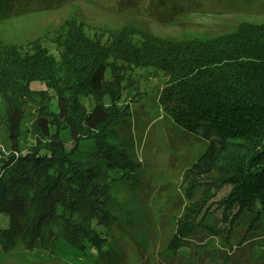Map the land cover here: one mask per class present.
<instances>
[{
  "label": "rangeland",
  "instance_id": "obj_1",
  "mask_svg": "<svg viewBox=\"0 0 264 264\" xmlns=\"http://www.w3.org/2000/svg\"><path fill=\"white\" fill-rule=\"evenodd\" d=\"M159 1L71 0L62 8L30 14L25 13L45 7L46 2H24L19 8L24 15L0 19V162L15 158L16 171L33 172L34 163H22L25 160L18 156L31 152L40 141L48 143L51 136L45 129L59 135L67 126L54 114L57 103L51 93L38 91L43 87H32L35 91L31 92L23 80H17L25 85L23 92L17 90L13 80L19 72L10 75L4 70L8 63L6 54L15 48L51 38L73 18L82 19L91 28L118 33L137 27L176 41L215 38L232 33L242 22L264 24V0H164L172 7L161 16L170 22L164 24L153 19L159 16ZM97 78L101 80L103 74L99 73ZM133 79L120 99L119 106L127 110L120 117L121 124H111L102 143L83 136L72 157L80 166H91L87 185L93 189L85 195L89 204L106 218L105 225L91 221L95 241L79 237L74 245L59 229L48 232L56 223L63 224L62 232H68L73 228L71 222L80 221L87 207L80 201L79 207L74 206L77 213L69 221L54 216L51 206L63 207V201L41 199L34 193L32 187L39 190L37 181L43 182V178L35 181L36 171L30 177L35 185L13 178L8 187L14 200L22 196L20 203L25 215L22 220L19 218L21 232L36 229L33 224L39 214L38 206L52 214V219L45 221L42 216L46 232L35 245L33 234L24 241H16V220L11 210L0 213V264H264V213L256 220L259 209L239 212L233 205L229 208L234 186L221 181L222 160L217 153L207 150V141L183 131L163 111V75L154 68L138 69ZM81 99L89 110L96 103ZM104 102L109 104L107 98ZM18 107L23 118L16 135L12 133V114ZM84 111L76 109L78 115ZM110 149L120 153V158L133 161V172L107 169V159L113 157ZM224 207L232 210L226 212ZM189 209L194 210L191 226L197 230L188 243L172 251L168 246Z\"/></svg>",
  "mask_w": 264,
  "mask_h": 264
},
{
  "label": "trees",
  "instance_id": "obj_2",
  "mask_svg": "<svg viewBox=\"0 0 264 264\" xmlns=\"http://www.w3.org/2000/svg\"><path fill=\"white\" fill-rule=\"evenodd\" d=\"M35 1H45L46 5L25 14L62 8L71 0H0V12H4L0 13V19L24 15L20 14L21 5ZM83 1L93 3V0ZM170 8L164 0L159 1V16L153 19L170 23L161 17ZM146 31L127 27L114 33L105 28H91L82 19L73 18L51 38H40L6 54L5 72L10 75L19 72L13 80L17 90L23 92L25 88L17 80H23L31 92L35 91L32 87H43L38 91L51 93L50 97L57 103L56 118L67 124L66 131L59 135L45 129L51 136L49 142L40 141L35 149L21 152L18 158L25 160L22 163H34L35 181L43 178L41 184L37 181L39 190L32 187L39 198L63 201V207L51 206L54 216L69 221L80 201L87 207L79 222H71L73 228L68 232H62L63 224L49 227V233L57 228L74 245L79 237L95 241L92 220L106 224L101 210L89 204L85 195L92 193L93 187L87 185L92 168L76 163L72 159L74 150L83 136L102 143L110 125L121 124L120 117L127 112L126 107L119 106L122 92L132 86L133 74L138 69L154 68L163 75L166 79L160 92L163 111L183 131L198 134L207 141V150L217 153L222 160L221 181L234 186L229 208L237 207L239 212L259 209L256 220L264 213V24L242 22L232 33L184 41L165 39ZM99 73L103 74L101 80L97 78ZM81 98L96 103L89 110ZM106 98L109 104L104 102ZM78 108L85 110L83 115L76 113ZM22 114L20 107L12 114L15 121L12 133L16 135ZM110 151L113 157L107 155V169L133 172V161ZM7 161L0 162V213L11 210L16 220V241L19 238L24 241L33 234L36 245L46 232L42 216L46 221L52 219V214L38 206L39 214L33 224L36 229L21 232L19 218L22 220L25 215L20 203L22 196L14 200L8 187L13 178L34 185L36 182L30 178L33 172L16 171L15 158ZM224 208L226 212L232 210ZM193 211L186 212L168 249L176 251L192 239L190 236L197 230L191 226Z\"/></svg>",
  "mask_w": 264,
  "mask_h": 264
}]
</instances>
